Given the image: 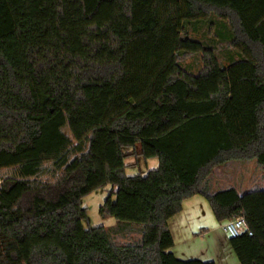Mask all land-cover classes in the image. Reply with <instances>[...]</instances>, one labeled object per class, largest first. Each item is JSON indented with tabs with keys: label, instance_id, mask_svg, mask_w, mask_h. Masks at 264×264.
I'll return each mask as SVG.
<instances>
[{
	"label": "trees",
	"instance_id": "trees-1",
	"mask_svg": "<svg viewBox=\"0 0 264 264\" xmlns=\"http://www.w3.org/2000/svg\"><path fill=\"white\" fill-rule=\"evenodd\" d=\"M212 14L225 67L185 35ZM197 54L193 75L181 60ZM128 148L158 168L127 176ZM250 161L264 168V0H0V264H215L171 251L195 196L219 223L243 218L252 236L231 246L264 264V189L211 185ZM107 187L116 227L85 229L82 200Z\"/></svg>",
	"mask_w": 264,
	"mask_h": 264
},
{
	"label": "crops",
	"instance_id": "crops-1",
	"mask_svg": "<svg viewBox=\"0 0 264 264\" xmlns=\"http://www.w3.org/2000/svg\"><path fill=\"white\" fill-rule=\"evenodd\" d=\"M148 161V170L158 168L157 159ZM224 167V171L236 167V176H213L211 185L214 192L235 188L243 195L264 189V168L255 161L230 163ZM224 225L225 223L216 220L209 202L204 197H193L184 203L182 212L169 221V230L174 241L172 253L182 261L241 264L231 246V238L223 230Z\"/></svg>",
	"mask_w": 264,
	"mask_h": 264
},
{
	"label": "rangeland",
	"instance_id": "rangeland-1",
	"mask_svg": "<svg viewBox=\"0 0 264 264\" xmlns=\"http://www.w3.org/2000/svg\"><path fill=\"white\" fill-rule=\"evenodd\" d=\"M221 22L216 15L212 14L207 22L198 24L195 28L193 26H189L185 35L194 40L202 41L208 47H212L217 54L219 63L221 66L225 67L230 63L232 50L229 48V43L226 38L229 27L228 29L225 27V29L221 26L223 23ZM217 32H221V37H217ZM181 65L186 72L193 75L199 74L204 66L202 54L188 55L184 57L181 60ZM137 150L138 148L136 150L133 148L124 150L126 156L125 164L127 166L126 175L129 177L146 176L150 171L148 170L150 165L149 161H145L140 158L137 155ZM224 168L225 167H222L213 176H217V178L220 176H226L227 178L236 176V167H230V169L225 171ZM221 187L224 188L225 186ZM110 192L111 187H107L103 190H98L92 193L82 200V206L87 209L88 213V220L83 223L85 229H93L102 226L103 228L109 230L116 227V221L114 219L104 220L99 214V208L104 204L105 200L110 195ZM139 238L140 234L138 232V227H133V230L125 236L113 234L112 240L116 244H128L136 242Z\"/></svg>",
	"mask_w": 264,
	"mask_h": 264
},
{
	"label": "built area",
	"instance_id": "built-area-1",
	"mask_svg": "<svg viewBox=\"0 0 264 264\" xmlns=\"http://www.w3.org/2000/svg\"><path fill=\"white\" fill-rule=\"evenodd\" d=\"M223 230L225 234L231 239L239 238L245 233H247L249 236H252V231L249 229L247 222L243 218L226 222Z\"/></svg>",
	"mask_w": 264,
	"mask_h": 264
}]
</instances>
